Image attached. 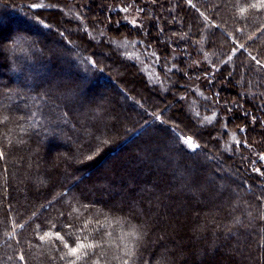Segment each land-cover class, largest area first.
<instances>
[{"label": "trees", "instance_id": "obj_1", "mask_svg": "<svg viewBox=\"0 0 264 264\" xmlns=\"http://www.w3.org/2000/svg\"><path fill=\"white\" fill-rule=\"evenodd\" d=\"M52 1L0 0V264H264V175L255 171L264 173V117L254 99L240 106L228 70L233 61L264 79L248 56L264 63V0H173L195 32L206 25L202 13L223 28L210 37L222 63L182 53L169 65L172 91H163L174 99L172 92L186 89L181 80L192 77L202 88L190 93L216 111L210 120L163 107L151 95L160 85L129 57L141 58L143 47L165 63L169 48L184 50L164 8L172 0H80L83 15L67 14L75 22L68 32L57 11L67 8ZM110 1L150 17L133 27ZM102 22L107 35L140 40L129 44L135 50L104 53L92 35ZM230 36L245 51L231 53ZM122 81L150 105L138 106L143 101ZM227 122L239 139L235 151L209 144L207 130L224 126L229 135ZM230 159L238 181L216 167ZM224 179L249 192L244 216L231 206L232 190L217 185ZM78 245L85 247L70 255Z\"/></svg>", "mask_w": 264, "mask_h": 264}, {"label": "rangeland", "instance_id": "obj_2", "mask_svg": "<svg viewBox=\"0 0 264 264\" xmlns=\"http://www.w3.org/2000/svg\"><path fill=\"white\" fill-rule=\"evenodd\" d=\"M52 2H55L53 4L57 3L58 5H64L67 8L65 12L60 10V9H58L57 11H59L61 13V15L63 16V19H64V22H63V24L60 25V27L64 28L68 32L69 31L68 30L69 25L74 26L75 22L73 21V17L70 18V16H68L67 14L73 16V14L75 13V11L77 9L83 15L84 11H83L82 6H81V4H82L81 1L80 0H53ZM188 2H190L189 3L190 5H193V3L191 1H188ZM110 5L113 6L112 7L113 9H118L121 11L122 15H121L120 21L128 23L129 25H131L133 27H141L143 25L144 20L148 19L150 17L149 12H148L147 16L146 15L141 16L138 13V11L133 9L132 7L120 6L115 1H113V2L110 1ZM177 7L175 6L173 0L164 6L165 9L171 11V21H175V25H173V28H174L173 34L176 35L175 37L180 40V45H183L184 50L181 51L180 48H175L174 46H173V48H169L170 51L166 55L168 59H167V62H165V63H164V60L159 58L158 55H155L154 52H151L152 54H154L153 56L150 55L149 52H145L144 51L145 49L143 47H140L141 51H142L141 54H143V55H141V58L138 57L135 53H134V55H131L132 54L131 50H133V49H132V47L131 48L128 47L129 44L132 42H134V43H132V45L136 44L140 40H138L137 38H132V37L130 38L129 36L131 34H129L128 32H121V33L119 32V33H113V34L107 35L106 29L104 27V22H102L101 25H100V23L94 24V26H96L97 28L95 29L94 33L92 32V35L95 38L99 37L102 39L103 45L100 44V48L104 51V53H109L110 50L114 51L115 49L122 54H124L125 51H128V54L131 53L129 56L130 59H132L135 62H138L141 69L146 74L148 80L152 84L160 85V88H156V89L151 88V95L152 96L158 95L160 101L162 103L165 102V105L163 107H167V106L172 105L170 108V111L176 110L178 113L185 114L187 116H190L191 113L194 115H197V116L201 115L203 117V120H207V119L210 120V118L214 117V115L216 114V111H213V110L212 111H206V109L205 110L202 109L201 108L202 103L200 101V98L197 97L195 94L193 95L190 93V91L193 90L194 87L199 88V89H197L198 91H201L200 88H202L201 84L197 83L196 80H193L192 77L186 78L185 80H181L182 82H184V84H186V89L179 90V91L177 90L175 92H172L173 94L175 93L174 99H173V97H168L167 94L163 93V91H168V90L170 92L172 91V88H171V85L173 82L172 80H174L173 78H175V77L170 73V71H171V69H170L171 64L170 63L173 62L174 57L176 58L178 55H180V54L182 55V53H183V54H186L189 57V59L191 60V59H195V58L198 59L199 55H202V58H204V61H206L208 63L214 61L216 64L222 63V60L224 58V55L221 54L220 50H217V48L215 46H213V44L211 42V38H210L212 31H214V29L218 30L219 26L214 24L209 18L206 17L205 14L202 13V17H203V19H205L206 25H205V27L202 26L200 31L197 33V32H195V25L191 26L189 23V20L182 22L181 13L178 10L176 11ZM193 7H194V5H193ZM67 17L70 19L68 20ZM115 18H117V17H114L113 19L115 20ZM80 28H81V25L78 24L77 30H79ZM219 29L221 31H223V28H219ZM135 34H137V32ZM36 35L38 36L37 33H36ZM111 36H115L114 38H117V39H114ZM229 38L231 39L232 43L234 42V44H235V47L230 49L231 53H234V52L238 53L239 51H242V50L245 51L244 47L242 45H239L238 43H235V41L232 40L231 36ZM104 41L111 44V46H112V47H110L111 49H109V47H105L106 45H105ZM193 45H195L197 47L196 52L193 51V49H192ZM192 52H194V55L197 54V52H198L199 55L194 57ZM144 55H145V59L143 57ZM248 56H249V58H251V60H253V62L256 66H258L260 68L261 67L264 68V63L261 60L257 59L255 56H252V55H248ZM257 61H259V63H257ZM175 63H178V61L176 60ZM104 65L108 66L106 61H104ZM169 65H170V67H169ZM173 66L175 67V65H173ZM232 66H235V70H233V71H231V68H234ZM160 68L163 70L160 71ZM244 68L245 69L239 67L233 61L230 62V68L228 70H230V74H231V77L229 79L230 86L233 87V88H231V93H234V94L236 93V94L240 95V100H241V102L239 101L241 103L240 106L242 105V102H244L245 107L250 108L251 103L253 105V102H251V101H254V100L256 101V103L258 105H259V103H261V106H259V113L261 115H263V117H264V79L259 77L257 74L251 75L249 73V71L246 69L247 66ZM109 71H110V74L117 79V81L120 80L121 72L118 69H116L115 66L110 67ZM121 84L133 96H135L138 99H141L143 101L144 104L141 105L137 100H135V102L138 106L143 108L145 106L150 105V103L147 102L146 96L144 94H141L139 90L132 88L131 82H128L126 84L122 81ZM168 92H166V93H168ZM181 93H182V95H181L182 97H186L184 99V100H186V102L184 100H180V101L177 100V97ZM231 93H229L230 95H228L227 98L230 99V98L234 97V94H231ZM219 115H221V113ZM225 120H226V118H225ZM223 127H222V129H224ZM228 128L231 130V131H229V135L226 134L225 132H222L221 126L220 127L218 126L217 128H209L207 130V132L209 133V138L211 139V142L209 143L210 146L213 143L218 142V144H222V148L224 150H226V151H231V150L233 151L234 150L235 151V148H236L235 146L238 145L239 139H238L237 134L235 132L234 125H230V123L227 122V129ZM262 133L263 132L261 131L260 134H262ZM212 135H215L216 137H218L219 140H214L212 138ZM241 138L243 140L246 139L244 135L243 136L241 135ZM247 140H249L250 143H253L252 137L249 134H247ZM184 141L190 148H192L193 144L198 146V144H196V142H194L192 139L185 138ZM210 150H211L212 156L214 158L218 159L220 157L219 152L215 148L210 147ZM207 157L209 158L210 156L208 155ZM262 157H264V155L258 157V159L261 160L263 165H264V159H262ZM230 160L232 161V159H230ZM230 160L227 161V163L217 164L216 167H217L218 171L220 173L229 174L232 177V179H234V180H237V177H238V179H240L238 168L234 167L233 161L231 162ZM217 185L220 187L222 186L224 189H231L232 190L234 197L231 200L232 201L231 206L233 207V209L237 210V212H240L243 215L244 211H243V209H241V203L243 202V199L245 198L244 197L245 194L248 195L249 192L247 191L246 193H244L243 190L240 188V186H238V185L232 186L230 182L226 181V179H224V181L221 180L220 182L217 183ZM256 192L259 193L260 190H257ZM242 196H243V198H242ZM202 214H203V212H200V218H201ZM194 236H195V234H194ZM194 236L192 235V237H194ZM233 251L234 250H232V249H230V250L225 249V252L227 254L230 252H233Z\"/></svg>", "mask_w": 264, "mask_h": 264}, {"label": "snow or ice", "instance_id": "obj_3", "mask_svg": "<svg viewBox=\"0 0 264 264\" xmlns=\"http://www.w3.org/2000/svg\"><path fill=\"white\" fill-rule=\"evenodd\" d=\"M38 6H39V5H36V4L32 5V7H38ZM125 11H126V10H125ZM254 59H255V58H254ZM257 63H259V61H257ZM189 139H190V138H189ZM196 147H197V145H195V144L192 145V148H193V149H195ZM0 155H2V154H0ZM262 159H264V157H262ZM255 171H256L257 173H260L261 175H264V173H262V172L260 171V169H255ZM131 235H132V237H133L134 239L138 238V237L136 236L135 231H133V232L131 233ZM82 247H85V246H84V245H78L77 248H72L69 254H70V255H76L77 252H78V249H79V248H82ZM77 258H79V257H77Z\"/></svg>", "mask_w": 264, "mask_h": 264}]
</instances>
